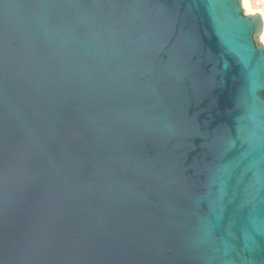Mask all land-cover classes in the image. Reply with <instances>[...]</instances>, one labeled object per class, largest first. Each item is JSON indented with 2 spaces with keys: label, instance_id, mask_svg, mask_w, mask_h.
Returning a JSON list of instances; mask_svg holds the SVG:
<instances>
[{
  "label": "water",
  "instance_id": "1",
  "mask_svg": "<svg viewBox=\"0 0 264 264\" xmlns=\"http://www.w3.org/2000/svg\"><path fill=\"white\" fill-rule=\"evenodd\" d=\"M241 0H0V264H264V44Z\"/></svg>",
  "mask_w": 264,
  "mask_h": 264
},
{
  "label": "bare ground",
  "instance_id": "2",
  "mask_svg": "<svg viewBox=\"0 0 264 264\" xmlns=\"http://www.w3.org/2000/svg\"><path fill=\"white\" fill-rule=\"evenodd\" d=\"M264 6V0H260ZM241 6H242V9L244 11V13L246 15H260L261 19H262V23H263V29H262V33L259 37V42L261 44H264V13L260 12L259 10H256L254 9L252 6H251V3L249 2V0H241Z\"/></svg>",
  "mask_w": 264,
  "mask_h": 264
},
{
  "label": "built area",
  "instance_id": "3",
  "mask_svg": "<svg viewBox=\"0 0 264 264\" xmlns=\"http://www.w3.org/2000/svg\"><path fill=\"white\" fill-rule=\"evenodd\" d=\"M249 2L251 3V6L254 9L259 10L260 12L264 13V6L260 0H249Z\"/></svg>",
  "mask_w": 264,
  "mask_h": 264
}]
</instances>
